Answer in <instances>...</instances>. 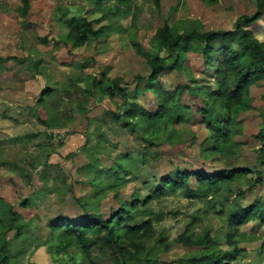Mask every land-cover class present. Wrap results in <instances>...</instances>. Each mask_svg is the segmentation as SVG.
I'll list each match as a JSON object with an SVG mask.
<instances>
[{
    "label": "rangeland",
    "instance_id": "1",
    "mask_svg": "<svg viewBox=\"0 0 264 264\" xmlns=\"http://www.w3.org/2000/svg\"><path fill=\"white\" fill-rule=\"evenodd\" d=\"M125 1L131 13L121 20L124 33L91 39L74 49L63 44L66 24L73 16H86L90 0H27L25 16L23 0H0V57L17 58L0 61V198L19 214L18 233H4L0 214V264H91L78 245L65 254L54 253L49 226L63 219L79 221L86 213H101L109 219L124 203L135 200H139L136 210L148 211L142 219H149L154 229L136 264H178L191 256L237 249L241 252L236 260L225 264H264V225L249 223L233 233L227 224V214L234 206H246L264 196V153L259 152L254 137L264 124V80L251 88L248 111L234 112L228 118L220 113L217 125L226 121L221 126L231 131L232 139L217 155L202 152L212 141L200 123L195 105L199 102L193 98L180 97L179 102L190 110L184 111L185 122L158 125L149 147L140 139L142 131L134 134L130 124L121 128L106 114L117 112L120 99L96 91L88 94V76L98 78L107 71L131 95L138 79L147 78V57L159 56L171 63L174 57L154 37L159 28L166 25L174 35L232 30L240 16L255 12L257 4L248 0H160L157 9L146 0ZM117 2L101 0V6L110 8V23L116 17L112 12ZM251 30L264 40V16ZM192 46L189 52L182 49L181 71L160 75L166 89L193 84L187 75L204 82V58L196 41ZM45 90L48 93L42 96ZM146 91L140 86L134 102L154 110L155 98ZM143 152L146 157L140 161ZM118 154L132 158L126 185L95 195L101 187L95 172L114 165ZM86 164L92 165L88 168ZM237 169H258L262 183L250 187L253 173L205 193L192 179L194 194L188 197L181 190L155 194L147 183L152 176H174L177 170L209 174ZM147 196L152 199L141 204ZM24 199L28 200L26 208L19 205ZM206 233L214 245L189 246L176 240L182 236L193 242ZM114 256L113 249L99 245L91 253L98 264H112Z\"/></svg>",
    "mask_w": 264,
    "mask_h": 264
},
{
    "label": "trees",
    "instance_id": "2",
    "mask_svg": "<svg viewBox=\"0 0 264 264\" xmlns=\"http://www.w3.org/2000/svg\"><path fill=\"white\" fill-rule=\"evenodd\" d=\"M146 1L152 2L157 9L160 6V0ZM248 1L257 4L255 12L252 15L240 16L232 30L174 35L166 25L159 28L154 37L160 48L167 52L169 57L173 56L174 58L171 63H167L165 59L159 56L147 57L148 66L150 67L147 78L138 79L140 83L137 84L131 95L121 86L120 79H109L106 72L100 74L99 78L88 76L91 79L88 94L91 96L96 91L100 96L109 99H120L122 104L116 107L117 112L106 114L112 122L121 128L125 124H130L132 126L131 132L139 133V131H142L143 135L140 136V139L149 147L155 135V130L160 129L158 125L162 123L165 125L168 122L173 124L185 122L186 113H189L190 110L189 106L179 102L180 97L186 95L193 98L201 103L195 104L196 110L199 113L200 123L210 132V140L212 141V146L203 148L202 152L211 155L220 154L232 139L231 131L226 126H221L226 121H222V124L217 125L220 113L225 114L228 118L234 112L238 114L242 111H248L250 109L248 99L251 88L264 80V40L260 41L256 38L251 30V27L264 16V0ZM90 2L91 8L87 11L86 16L78 14L68 20L66 24L68 32L64 36L63 44H70L72 48L77 49L83 47L85 43L88 44L91 39H102L111 34H122L126 31V28L121 24V20L131 13L127 1L118 0L112 12L116 17L111 23L108 21L111 14L109 12L110 8L106 9L101 6V0H90ZM23 3L22 15L25 16L28 7L27 0H23ZM104 20H107L108 23L99 26ZM193 41L199 44V53L204 58L206 68L204 82L197 83L187 75L193 84L191 82L185 84L183 87H179V90L177 87L176 90L166 89L159 81L160 75L173 70L181 71V55L183 51L193 50ZM132 45L138 48L136 42H132ZM11 60H17V58L7 57L3 59L0 57V61L7 62ZM142 85L147 90L146 92L151 93L155 98L156 107L154 110H146L134 102L137 90ZM47 93L48 91L45 90L42 96ZM41 101L42 99L39 100V104L42 103ZM185 110L187 112H184ZM254 137L260 146L259 152L264 153V124ZM101 141L103 142L104 139H101ZM145 157L146 154L143 152L140 155V161L145 160ZM130 161H132L130 155L118 154L112 160L114 165L108 166L105 170L98 169L95 176L99 179L98 183L101 187L98 186L99 189L95 195H102V192L126 185L127 179L125 177L132 172L128 170ZM90 165L92 164H86L88 168H90ZM86 166L84 165V169H86ZM93 166L96 167L94 164ZM253 173L255 179L250 186L253 187L263 181V176L258 169L254 172L248 169H237L209 174L177 170L174 176L172 174L159 177L152 176L147 183L152 184L153 192L158 195H162L167 190H181L187 196L194 194V190L191 189L192 179L205 193H209L216 191L220 185L228 184L236 178L247 177ZM100 174H103V179L100 178ZM103 189L104 191H102ZM244 192L242 191L239 194L243 195ZM151 199L152 196H147L141 201V204L145 205ZM0 204L3 205L0 207V214L4 218L2 223L6 225L4 233L16 230L18 233L19 227L16 222L19 219V214L14 212L12 206L4 202L2 198H0ZM138 204L139 200L124 203L121 208L111 214L109 219L101 213H86L84 218L79 221L63 219L51 224L49 233L53 235V252L65 254L68 249L78 245L81 253L87 256L91 264H98L91 258V253L94 246L99 245L102 248L113 249L115 256L112 264H136L145 250V241L154 234L151 221L142 219L148 211L136 210ZM19 205L26 208L28 200H22ZM255 222L264 225V196L256 198L246 206H234L227 214L228 229L233 233L235 231L237 233L239 228ZM176 240L189 246L214 245V241L208 233L200 240L193 242L182 236ZM162 242V239L158 241V243ZM240 252L239 249L234 250L232 253L218 251L217 253L184 258L177 263L225 264L227 261H235Z\"/></svg>",
    "mask_w": 264,
    "mask_h": 264
},
{
    "label": "crops",
    "instance_id": "3",
    "mask_svg": "<svg viewBox=\"0 0 264 264\" xmlns=\"http://www.w3.org/2000/svg\"><path fill=\"white\" fill-rule=\"evenodd\" d=\"M104 72H106V76L108 77V75H107V71H104ZM102 74V73H101ZM98 78H99V76H98ZM109 78V77H108ZM110 79V78H109Z\"/></svg>",
    "mask_w": 264,
    "mask_h": 264
}]
</instances>
